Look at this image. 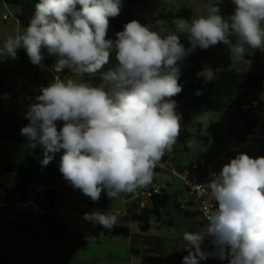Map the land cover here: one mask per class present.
<instances>
[{
  "label": "clouds",
  "instance_id": "clouds-1",
  "mask_svg": "<svg viewBox=\"0 0 264 264\" xmlns=\"http://www.w3.org/2000/svg\"><path fill=\"white\" fill-rule=\"evenodd\" d=\"M222 3L212 0L205 14L177 23L178 32L187 33L185 48L180 35H161L136 20L126 23L115 40L106 38L121 0H39L23 32L4 40L0 60L16 59L17 50L24 49L33 65L45 67L46 52L56 58L53 73L68 69L99 79L93 84L54 75L28 106L29 123L20 135L32 148L42 146L41 164L63 150L64 179L93 202L102 192L114 199L147 187L180 135L181 115L172 99L182 91L180 64L197 47L219 43L228 46L232 64L243 62L248 49L264 50V0H232L234 11L227 17ZM113 51L116 63L105 70ZM197 75L205 83L216 78L208 66ZM212 177L208 186L216 207L199 230L183 233L188 252L183 264H199L209 256L229 264H264V157L239 153ZM83 218L103 228L117 219L99 210ZM208 238L212 252L201 247Z\"/></svg>",
  "mask_w": 264,
  "mask_h": 264
},
{
  "label": "rangeland",
  "instance_id": "rangeland-1",
  "mask_svg": "<svg viewBox=\"0 0 264 264\" xmlns=\"http://www.w3.org/2000/svg\"><path fill=\"white\" fill-rule=\"evenodd\" d=\"M0 2V11L4 12L9 17L12 16L18 6L11 5L4 0ZM212 3V0H139V2L132 8L134 14L139 16H155L159 13H175L179 9L185 7L191 11V17L189 19H175L172 23L157 22L155 24L148 25L153 31L161 33V35H167L169 33H176L180 35L181 41H188L187 33H179L176 25L183 19L188 21L199 15L206 13V5ZM234 4L232 0H223L220 5L221 14L225 17L231 15L234 11ZM147 25V24H146ZM26 28V27H25ZM23 31H21L22 33ZM116 33L108 29V39H116ZM257 53L258 61L251 60L253 53ZM24 49L17 50V58H7L0 60V78L3 83L9 88L19 91L26 85L36 84L34 73L37 65L33 66L28 56H25ZM45 63L48 66H53L55 63V57L47 56L45 52ZM116 62L115 52L113 51L110 63L105 66V70L110 68ZM260 65L264 68V50L260 49H248L245 53V60L239 64H232L229 49L227 45L219 43L215 46H211L208 49H198L191 52L186 59L180 64L181 74L185 73L187 69L196 67L195 76L198 77L205 66L210 67L214 72L221 70H235L238 72H252L257 71V66ZM64 74H61V79H76L78 81H90L93 84L99 83L98 77L93 79L87 75H81L79 73H73L68 69L64 70ZM203 78V77H199ZM204 79V78H203ZM261 91L249 90L248 99H252L253 96L259 95ZM4 99L0 95V103H3V107L0 108V116L5 115L7 119L17 127L26 126L29 121L25 118V113L28 106H18L12 99L9 98L8 93H5ZM173 99V98H172ZM177 102V101H176ZM176 111L181 115V131L185 130L190 136L185 140V143L177 142L173 146L171 152H166L161 158L164 165L163 168L155 169L154 176L151 183L144 188H140L143 191H149L156 187H163L166 195L168 196V203L165 211L160 217V221H157L155 217L150 219V228L148 231H141L139 228L140 222L131 220L130 216L135 214L138 210L139 202H146L145 194L140 196V201H126L136 193L126 195L121 193L119 197L109 199L105 192L101 193L100 199L97 202H93L89 197L85 196L79 189L72 188L67 183L59 182L58 188L60 191L56 208L53 211L49 210V204H44L46 209L45 215L27 212L25 215H15L14 218L18 223V229H20L23 236L18 237L22 239L23 244L28 248V254L31 258L32 255H36L34 263L43 264L46 254L52 251L45 248L48 245V238L46 236L50 229L49 221L59 222L66 224L70 228V234H74V238H77V233L82 234L83 229H87L88 226H94L90 221L85 220L84 214L91 213L95 210L100 212H108L116 216V222L120 226H126L130 230L129 239H123L124 242H129L133 247L140 251L141 255H144V260H150L151 264H183V258L188 255L186 242L183 239V233L194 232L198 230V224L195 218L187 217L183 211H178L174 206L175 201H178L185 197V187L181 179L173 175L167 168L174 166L179 169L191 164H194L199 155L204 152L206 155L210 153H217L228 146L237 145L236 135L234 130L237 128L232 125L231 118L237 119V113L233 110L212 111L202 107H191L188 104L177 102ZM12 115H15L12 117ZM218 122L221 126L220 130L216 133L208 131V126L211 123ZM200 125L201 128L197 130L196 126ZM3 125L0 121V129ZM202 137H208V142H203ZM195 140L196 146L189 147L188 141ZM23 147L16 142L0 140V158L9 162H17L21 155ZM56 153L54 155V162L60 165V158L62 155ZM250 157H264V147H261L259 151L253 152L248 150L246 152ZM15 175L8 174L4 171L3 164L0 163V198L4 195V187H11L14 184ZM139 194V192L137 193ZM106 196V197H105ZM151 196V194H150ZM176 205V204H175ZM96 227L101 225H95ZM94 226V227H95ZM37 235V237L31 236V234ZM71 238V235H67ZM54 243V241H53ZM59 243H65L60 240ZM74 245L72 243H69ZM165 248V254L161 257L159 253L155 255L147 253L143 250L144 245ZM77 245L72 246L75 250ZM97 247V246H94ZM202 250L212 252L214 247L201 246ZM90 249V248H89ZM88 249V250H89ZM30 250L35 251L33 253ZM85 252H87L84 249ZM39 252V253H38ZM45 253V254H44ZM43 254V255H42ZM28 257V256H27ZM141 260V256L139 257ZM53 262V263H52ZM222 259L218 256H209L207 259L200 260L199 264H221ZM50 264H54V259L51 257Z\"/></svg>",
  "mask_w": 264,
  "mask_h": 264
},
{
  "label": "trees",
  "instance_id": "trees-1",
  "mask_svg": "<svg viewBox=\"0 0 264 264\" xmlns=\"http://www.w3.org/2000/svg\"><path fill=\"white\" fill-rule=\"evenodd\" d=\"M6 2L18 6L19 12L16 18L20 26L27 27L34 15L35 5L39 3V0H6ZM138 2L139 0H121L119 15L109 18V30H112L114 33L122 31L124 25L132 20H136L142 25H151L157 22L171 24L175 19H189L192 14L188 8L183 7L175 13L169 12L166 14L159 13L155 16H139L132 11V8ZM181 43L185 48L189 47L188 41H181ZM198 49L200 48L197 47L196 50ZM250 58L251 60L258 61L257 53L254 52ZM195 71L196 67H191L180 75L178 82L182 86V91L174 96L173 99L177 102L188 104L191 107H202L212 111H235L237 119L231 118L232 125L237 127L234 133L238 136L243 135L247 131L250 118L245 115L242 108L249 103V90L264 92V68L258 65L255 73L221 70L217 72L214 80L207 83H205L203 78L196 77L194 75ZM39 81L40 79L38 78L36 82ZM2 87L3 82L0 78V93H8L10 99L16 96L17 91H4ZM198 91L201 94L197 95ZM0 121L3 125V128L0 129V140L16 142L23 147L17 162H9L0 158L4 171L15 175L14 184L11 187H4L3 196L5 200L12 201L16 199L21 202L25 201L31 193L33 185L37 183L45 187L44 199L46 198L45 201L49 204V210L53 211L56 208L60 194L58 188L59 182L67 183L69 187H72L60 172V165L55 164L54 159H52L50 163L43 166L41 164L44 158L42 146L37 145L35 148H32L27 137L20 135L22 127L15 126L5 115L1 114ZM196 128L198 130L201 126L197 125ZM220 128L221 126L218 122L211 123L208 126V131L214 134ZM189 136L185 130H182L177 138V142L185 143V140L189 139ZM201 140L208 142V137H202ZM149 192L151 194L150 205L142 207L131 217L132 220L140 222L139 228L144 232L148 231L150 227L151 217H155L157 221H160L161 214L168 203V196L164 190L160 194H153L152 190ZM176 207L178 209L177 205ZM184 215L190 216L187 212H184ZM49 224L50 236L61 234L65 228L63 225L53 222L52 219L49 221ZM104 234L108 237H127L129 229L126 226H113L110 230H105Z\"/></svg>",
  "mask_w": 264,
  "mask_h": 264
},
{
  "label": "built area",
  "instance_id": "built-area-1",
  "mask_svg": "<svg viewBox=\"0 0 264 264\" xmlns=\"http://www.w3.org/2000/svg\"><path fill=\"white\" fill-rule=\"evenodd\" d=\"M4 20L8 15L2 16ZM44 65V64H43ZM46 73L36 84H29L17 91L12 100L18 105L29 106L34 102L35 97L40 94V89L47 86L54 75L59 76L65 72L53 73L52 66L44 65ZM42 67V66H40ZM61 78V77H60ZM261 92L249 99V103L242 108L245 115L250 118L247 131L236 137L237 145L228 146L217 153L206 155L202 152L194 164L182 167L180 169L174 166L167 168L173 175L181 179L185 187V197L176 201L178 209L187 211L188 208L194 209V218L198 224V229L207 223L206 213L216 207V202L211 195L208 183L211 181L213 173H219L222 166L228 163L239 153H246L248 150L257 152L263 147L264 143V100H261ZM1 107V105H0ZM163 161L160 160L155 169L163 168ZM28 198L21 202L16 199L12 201L5 200L4 196L0 198V229H4L7 224L14 220L17 214H25L33 212L45 215L47 202L44 199L45 187L35 183L31 189ZM164 190L163 187L152 189L153 194H160ZM202 245L214 247L211 238L206 239ZM221 264H229L228 259H223Z\"/></svg>",
  "mask_w": 264,
  "mask_h": 264
},
{
  "label": "crops",
  "instance_id": "crops-1",
  "mask_svg": "<svg viewBox=\"0 0 264 264\" xmlns=\"http://www.w3.org/2000/svg\"><path fill=\"white\" fill-rule=\"evenodd\" d=\"M0 2H3L2 5H5L4 0H0ZM18 12L19 9L16 10V12L12 14V16L10 17L8 16V18L4 20L2 16L5 13L0 11V47L3 46L4 40L8 35L21 32L25 29V27L20 26L16 18ZM24 54L25 56H27L26 51ZM43 64L46 65L45 63ZM38 67L39 68L37 67L35 68L36 69L34 73L35 81H37L38 78L41 79V77L46 73L43 67L40 66ZM2 88L4 91L16 90L9 88L4 83ZM0 95L3 100L5 94L0 93ZM3 103L4 102L0 103L1 105L0 108L3 107ZM13 116L15 115H12V117ZM263 147H264V143H263ZM72 188L73 187H70V189ZM149 191H143L139 189V191L137 190L135 192L136 194L123 201L130 202V201H135L136 199L140 201V196L142 194H145L147 201L139 202L140 204L138 206V210H137L138 212L139 209H141L142 207L150 205L151 196ZM138 192L139 194H137ZM128 194L131 193H126V195ZM175 204L176 201L174 203V206L176 207ZM184 212L190 214L189 217L194 218L195 215L194 209L188 208L187 211H183V213ZM18 215H25V214H18ZM132 215L130 216V218L132 217ZM55 223L63 225L65 228L63 229L61 234L55 236H50L49 234L50 229L47 232L46 236L49 241L47 247L45 248L46 249L48 248L49 250L52 248V251L51 253L49 252L48 254H46V259L48 260H45L44 258L45 262L43 264H50L49 261L51 260V257H53L54 259V264H151L150 260L149 261L144 260V255H141L140 251L137 248L133 247L129 242L122 241L123 239L126 240L129 239L130 230L127 237H108L104 234L105 230H110L113 226H120L117 222L111 228H103L102 226H98V227L88 226L86 230L83 229L82 234L77 233V238L73 237L74 234L76 233L70 234V228L68 225L59 222H55ZM35 234L36 232L34 234H31V236L36 238L37 235ZM67 235H71V238L67 237ZM20 236L22 237L23 233H21L20 229H18V223L15 220V218L13 221L9 222L4 229H0V264H36L34 263L36 255H32L31 258L29 257V255H27L28 248L27 246H25V244H23L24 242H22V239L18 238ZM60 240H62L63 242L65 241V243H59ZM69 243L77 245L75 250L72 249V246L74 245H71ZM202 246H207V245H202ZM84 249L87 252H85ZM143 250L152 255L159 253L161 254L158 255L159 257L165 254V248L163 245H161V247H156V245L152 247L146 244L143 246ZM30 252L33 253L35 251L30 250ZM140 256H141V260L139 259Z\"/></svg>",
  "mask_w": 264,
  "mask_h": 264
},
{
  "label": "water",
  "instance_id": "water-1",
  "mask_svg": "<svg viewBox=\"0 0 264 264\" xmlns=\"http://www.w3.org/2000/svg\"><path fill=\"white\" fill-rule=\"evenodd\" d=\"M46 199V198H45Z\"/></svg>",
  "mask_w": 264,
  "mask_h": 264
}]
</instances>
